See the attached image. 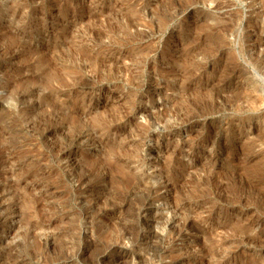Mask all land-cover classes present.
<instances>
[{
  "label": "rangeland",
  "instance_id": "rangeland-1",
  "mask_svg": "<svg viewBox=\"0 0 264 264\" xmlns=\"http://www.w3.org/2000/svg\"><path fill=\"white\" fill-rule=\"evenodd\" d=\"M0 264H264V0H0Z\"/></svg>",
  "mask_w": 264,
  "mask_h": 264
},
{
  "label": "bare ground",
  "instance_id": "bare-ground-1",
  "mask_svg": "<svg viewBox=\"0 0 264 264\" xmlns=\"http://www.w3.org/2000/svg\"><path fill=\"white\" fill-rule=\"evenodd\" d=\"M217 91H218V90H217ZM223 92H224V91H223ZM215 93H216V92H215ZM217 93H218V92H217ZM218 94H219V93H218ZM218 94H217V95H218ZM221 94H222V93H221ZM237 94H238V93H237ZM234 95H235V94H234ZM235 96H236V95H235ZM237 96H238V95H237ZM237 96H236V97H237ZM241 96H242V95H241ZM243 97H244V96H243ZM243 97H242V98H243ZM223 98H224V97H223ZM237 98H239V97H237ZM245 98H246V97H245ZM230 99H232V97H231ZM225 100H226V98H225ZM226 101H227V100H226ZM226 101H225V102H226ZM232 101H233V100H232ZM232 101H231V102H232ZM234 101H235V100H234ZM238 101H239V100H238ZM241 101H242V100H241ZM241 101H240V102H241ZM227 102H228V101H227ZM235 102H236V101H235ZM245 102H246V101H245ZM250 102H251V101H250ZM250 102H249V103H250ZM255 102H256V100H255ZM229 103H230V101H229ZM241 103H242V102H241ZM241 103H240V104H241ZM243 103H244V100H243ZM246 103H248V101H247ZM253 103H254V101H253ZM253 103H252V104H253ZM230 104H231V103H230ZM235 104H236V103H234V105H235ZM240 104H239V102H238V105H240ZM255 104H257V102H256ZM236 105H237V104H236ZM249 105L251 106V103H250ZM240 107H241V106H240ZM251 107H252V106H251ZM254 107H255V106H254ZM252 108H253V107H252ZM50 134H51V132H50ZM106 166H107V165H106ZM165 182H166V181H165ZM168 185H169V184H168ZM164 186H165V185H164ZM199 230H200V228H199ZM200 231H201V230H200ZM203 232H204V231H203ZM206 232H207V231H206ZM206 232H205V233H206ZM145 255H146V254H145ZM169 255H170V253H169ZM140 258H141V257H140ZM143 258H144V257H142V259H143ZM2 259H3V258H2Z\"/></svg>",
  "mask_w": 264,
  "mask_h": 264
}]
</instances>
